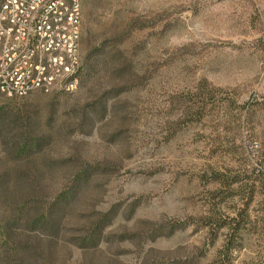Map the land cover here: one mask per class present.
<instances>
[{
	"label": "rangeland",
	"instance_id": "obj_1",
	"mask_svg": "<svg viewBox=\"0 0 264 264\" xmlns=\"http://www.w3.org/2000/svg\"><path fill=\"white\" fill-rule=\"evenodd\" d=\"M82 5L80 55L98 64V75L74 93L0 94V111H28L46 120L54 110L57 120L50 125H67L66 133L46 154L78 152L105 168L95 171L67 211L68 239L25 226L17 229L19 237L6 235L2 225L13 207L0 200V264H207L227 232L217 236L203 220L215 186L204 177L211 166L240 179L234 185L240 194L221 204L223 218L246 207L255 190L250 222L228 264H264V0ZM103 93L111 104L106 117L92 133H85L91 126L74 131L78 118L65 119L63 112L86 97L100 103ZM49 173L42 188L46 201L68 172L53 167ZM112 207L121 214L106 230L109 241L86 249L67 241L80 240L82 228Z\"/></svg>",
	"mask_w": 264,
	"mask_h": 264
},
{
	"label": "trees",
	"instance_id": "obj_2",
	"mask_svg": "<svg viewBox=\"0 0 264 264\" xmlns=\"http://www.w3.org/2000/svg\"><path fill=\"white\" fill-rule=\"evenodd\" d=\"M115 73L118 70H114ZM98 64L82 61L80 78L82 82L88 83L98 75ZM93 89L90 90V92ZM0 94H2L0 92ZM3 95V94H2ZM101 98V99H100ZM100 103L86 97L77 102L63 112V118L68 119L76 116V126L74 131H84L87 126H91L87 133H92L96 122L101 121L108 114L111 106L109 96L103 93L100 96ZM54 111V110H53ZM53 111H49L46 120L40 115H35L26 111H0V144L4 158H0V200L10 203L12 211L8 219L2 225L5 234L19 237L17 229L25 226L29 231L40 232L54 239L68 237L65 234L67 211L72 202L79 195L81 188L90 181L95 171L103 170L105 167L99 162L83 158L78 152L74 155L66 154L63 157L48 156L49 148H52L53 140L65 135L66 126L60 125L57 128L50 125V120L54 118ZM65 123V121H64ZM8 159L11 163L7 165ZM53 167H59L67 171L62 184L58 187L56 195L48 201L44 200L42 192L45 174L52 172ZM49 173V174H50ZM263 174V173H262ZM225 174L218 167L211 166L209 171H205L204 177L208 184H214L208 190L209 200L207 214L203 216L204 224L215 229L217 236L221 229H227L224 240L220 248L217 249L215 256L208 260L207 264H228L233 260L234 249L240 248L243 239L242 231L248 223V210L255 199V190L247 196L246 207L237 210L235 215L221 216V204L226 197H235L240 194L239 189L234 185L240 182L238 175L225 178ZM10 188H15L10 190ZM225 189V190H224ZM99 218L92 222L91 226L82 228L84 235L72 244L82 249L97 247L109 241L106 230L115 223L121 214L120 209L115 207L107 211H100ZM21 224V226H18ZM26 230V229H25ZM62 235V236H61ZM144 236L148 233L144 232ZM160 236V235H158ZM154 240L156 237H146ZM126 239H122L124 241ZM14 243L31 253L36 254L37 249L27 242L16 240ZM36 257L34 261H37ZM165 264H183V261H170Z\"/></svg>",
	"mask_w": 264,
	"mask_h": 264
},
{
	"label": "built area",
	"instance_id": "obj_3",
	"mask_svg": "<svg viewBox=\"0 0 264 264\" xmlns=\"http://www.w3.org/2000/svg\"><path fill=\"white\" fill-rule=\"evenodd\" d=\"M82 14V0H0V92H76Z\"/></svg>",
	"mask_w": 264,
	"mask_h": 264
}]
</instances>
